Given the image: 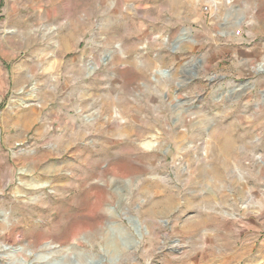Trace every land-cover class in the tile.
Returning <instances> with one entry per match:
<instances>
[{"label": "rangeland", "instance_id": "1", "mask_svg": "<svg viewBox=\"0 0 264 264\" xmlns=\"http://www.w3.org/2000/svg\"><path fill=\"white\" fill-rule=\"evenodd\" d=\"M0 264H264V0H0Z\"/></svg>", "mask_w": 264, "mask_h": 264}]
</instances>
